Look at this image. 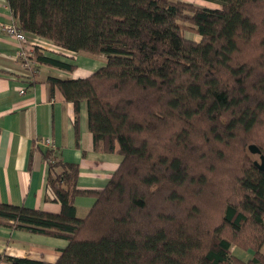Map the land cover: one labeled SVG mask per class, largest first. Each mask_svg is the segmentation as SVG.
Returning a JSON list of instances; mask_svg holds the SVG:
<instances>
[{"label":"trees","instance_id":"obj_1","mask_svg":"<svg viewBox=\"0 0 264 264\" xmlns=\"http://www.w3.org/2000/svg\"><path fill=\"white\" fill-rule=\"evenodd\" d=\"M7 1L26 35L107 56L86 77L47 81L73 103L77 131L86 104L94 149L123 159L106 186L83 189L78 163L63 160L44 138L51 142L39 144L50 170L48 200L61 209L2 203L0 226L62 238L67 246L54 262L0 258L264 264V169L248 154L251 144L264 153V0ZM34 46L32 67L24 68L31 79L42 65L76 68L62 53ZM231 153L238 159L223 194L211 173L225 159L235 162ZM78 196L95 198L84 217L77 214ZM240 236L254 253L249 261L231 254Z\"/></svg>","mask_w":264,"mask_h":264},{"label":"crops","instance_id":"obj_2","mask_svg":"<svg viewBox=\"0 0 264 264\" xmlns=\"http://www.w3.org/2000/svg\"><path fill=\"white\" fill-rule=\"evenodd\" d=\"M188 1L211 5L206 0ZM10 23L16 22L8 1L0 0V204L59 212L60 204L48 200L50 170L45 159L46 146L38 145L39 140L50 137L63 160L78 163V187L83 189L106 186L123 158L117 152L94 149L86 104L82 105L77 131L73 103L66 101L58 88L52 89L47 79L86 77L103 66L107 56L66 51L37 36H27V42L22 44L4 31V25ZM32 43L62 53L75 62L76 68L68 72L42 65L31 79L18 53L24 44ZM75 202L78 216L84 217L95 198L78 196ZM67 243L65 239L35 234L24 228L0 226V255L54 262ZM239 253L246 261L253 256L252 251ZM0 264L8 263L0 258Z\"/></svg>","mask_w":264,"mask_h":264},{"label":"rangeland","instance_id":"obj_3","mask_svg":"<svg viewBox=\"0 0 264 264\" xmlns=\"http://www.w3.org/2000/svg\"><path fill=\"white\" fill-rule=\"evenodd\" d=\"M186 35L189 37L196 38L198 40L201 39V37H199V35L188 32V31L186 32ZM262 137H264V136H262ZM249 153H250L251 159L253 161H259V163H261V159H260L259 154L252 153V152L248 151V154ZM231 154H232L235 162L232 161V163L229 164L228 161L225 159L224 163H220L221 167L216 170L218 172V174H216L214 172L211 173V176H213V179L217 181L216 186H218V185L220 186V188L223 191V194L227 192L228 186H230V184L233 182L232 181L233 177H231V175H232V171H233V166H234V164L236 165V160L238 159V156H235V154L233 155V153H231ZM209 214H210V218H214L216 221H218L217 216L220 219L219 212L215 208H210ZM227 234L230 236L229 231L227 232ZM240 238H241V236L238 239H234L232 241V246H231L230 251H231V254L233 257H236L242 261H246V259L241 257V254L239 252L247 253V251H252V249L248 248L249 247L248 245L250 243L249 241L239 240ZM244 242H246L247 244H244ZM262 252L264 253V247L262 248ZM249 260L250 259H248V261Z\"/></svg>","mask_w":264,"mask_h":264},{"label":"built area","instance_id":"obj_4","mask_svg":"<svg viewBox=\"0 0 264 264\" xmlns=\"http://www.w3.org/2000/svg\"><path fill=\"white\" fill-rule=\"evenodd\" d=\"M3 29L6 31V33H8L9 35L14 36L18 41H20L22 44L27 42L28 39V35H26V33L24 31H22L19 27L17 23H10V24H6L4 25ZM34 44H24L20 50H19V57L21 58L22 61V65L23 68L25 67H32V59H31V55L33 54V50H34ZM22 92H25L24 90H22ZM46 143L49 144L50 139H41L38 141V143ZM37 143V144H38Z\"/></svg>","mask_w":264,"mask_h":264},{"label":"water","instance_id":"obj_5","mask_svg":"<svg viewBox=\"0 0 264 264\" xmlns=\"http://www.w3.org/2000/svg\"><path fill=\"white\" fill-rule=\"evenodd\" d=\"M250 151L252 153H256L260 155V159H261V163H259V161H256V164L261 168L264 169V153L262 152V150L256 145V144H251L249 146Z\"/></svg>","mask_w":264,"mask_h":264}]
</instances>
